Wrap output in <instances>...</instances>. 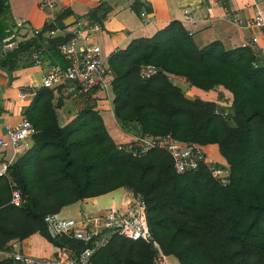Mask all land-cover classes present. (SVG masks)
Returning <instances> with one entry per match:
<instances>
[{
  "label": "trees",
  "instance_id": "16d2710c",
  "mask_svg": "<svg viewBox=\"0 0 264 264\" xmlns=\"http://www.w3.org/2000/svg\"><path fill=\"white\" fill-rule=\"evenodd\" d=\"M130 9L137 15L151 12L144 0H136ZM100 18L91 11L87 20L99 27ZM55 27L62 28L47 23L15 49L0 51V69L9 79L20 67L33 66L29 54L36 48L47 47L52 60L65 63L55 47L60 39L46 37ZM12 28L7 0H0V50ZM260 60L250 48L225 50L216 41L198 47L178 21H171L150 38L132 40L106 61L112 75V114L119 129L131 136L169 134L186 144L216 145L229 169L225 187L203 165L175 175L170 157L162 150L140 158L117 150L95 110L94 94L101 88L73 97L66 91L75 114L62 126L55 114L63 106L62 86L35 90L23 113L36 132L33 147L8 168L21 195L18 207L9 204V181L0 177V251L10 240L36 233L76 256L83 243L64 236L51 239L44 215L124 187L143 199L153 239L177 264H264V64ZM146 65L157 72L141 78ZM168 76L180 77L201 91L221 87L231 96L227 116L215 114L219 108L214 103L184 98ZM35 190L48 200L45 207ZM154 257L149 244L112 236L90 261L154 264Z\"/></svg>",
  "mask_w": 264,
  "mask_h": 264
},
{
  "label": "crops",
  "instance_id": "0c3cea01",
  "mask_svg": "<svg viewBox=\"0 0 264 264\" xmlns=\"http://www.w3.org/2000/svg\"><path fill=\"white\" fill-rule=\"evenodd\" d=\"M55 8L51 11H39L36 7L37 0H7L8 13L12 19L25 22L24 28H16L17 43L25 41L37 33L47 23L61 24L68 16L74 19V23L82 21L88 23V14L95 11V16L100 18L98 28L84 31L90 43L98 46L100 57L106 62L108 57L115 51L124 50L135 39L150 38L157 31L166 27L171 21H178L192 37L198 47L211 42H219L225 50L234 48H250L258 53L264 64V39L258 38L250 44V38L257 31L245 26V24L257 13L264 15V0H144L151 7L148 13V24L142 23L139 15L135 14L130 5L136 0H51ZM224 5L228 11L225 10ZM187 11L191 21L184 22L182 12ZM226 15L235 16L238 24L228 20ZM74 25V24H73ZM63 27L66 33L74 29V26ZM85 25V24H84ZM85 30V29H83ZM60 33L51 39H58ZM58 36V37H57ZM47 37V36H46ZM248 43V44H247ZM247 44L246 47H241ZM40 67H20L11 74V79L5 71L0 69V137L4 125L16 126L24 117V110L30 105L34 97V91L41 88L40 78L49 66L56 63L52 60L47 47ZM31 53V52H30ZM173 85L178 87L187 100L198 99L222 106L221 99L229 95L221 87L209 91H201L190 87L182 78L168 76ZM70 86L61 87L60 95L69 91ZM56 97V95H54ZM96 108L102 120L104 128L116 144H127L134 140V136L123 133L112 114V94L110 86L105 90H99L94 94ZM55 110L59 126L67 124L74 116L73 107L64 104ZM33 147V142L28 143L24 152L15 153L11 150L3 152V156L15 164L25 152ZM206 162L211 164H225L219 155L216 145L203 146ZM107 194V193H106ZM100 196L84 199L71 205L76 207L74 215H61L68 206L60 209L61 217L75 219L79 214L87 213L96 215L98 207L96 203ZM59 248L53 247L40 235L33 233L20 240L12 239L5 245V252H19L31 257L45 259L54 258Z\"/></svg>",
  "mask_w": 264,
  "mask_h": 264
},
{
  "label": "built area",
  "instance_id": "2783aa9c",
  "mask_svg": "<svg viewBox=\"0 0 264 264\" xmlns=\"http://www.w3.org/2000/svg\"><path fill=\"white\" fill-rule=\"evenodd\" d=\"M36 7L43 12L53 10L55 5L51 0H37ZM226 17L234 24L239 23L235 16L226 15ZM139 18L142 23L148 24V14L140 12ZM182 19L184 22L191 21L187 11L182 12ZM11 23L13 28L3 40L1 53L9 52L17 47L16 28L25 27V22L20 20L11 18ZM73 24L74 29L68 33L64 29L55 27L46 35L54 37L60 33V40L55 47L65 63L63 65L55 63L49 66L40 78V87L55 89L69 85L72 97L79 93H86L93 88L105 90L112 80L111 71L100 57L98 46L90 43L87 36L83 35L84 31H90L98 26L86 22L84 25L82 21ZM245 26L257 31L250 38V44L255 43L258 38L264 39V15L255 14ZM247 44H242L241 47H246ZM44 54L45 50L42 47L34 49L29 54V60L33 66H42ZM156 72L157 69L154 66L146 65L141 68L140 77L148 78ZM215 114L223 116L217 111ZM35 133L31 123L25 117H22L16 126L4 125L2 128L0 177L7 178L9 181V204L14 207L20 205L21 195L16 185L10 181L8 176L10 162L5 159L3 152L8 149L13 154L24 152ZM116 148L135 158H140L152 150H162L170 157L175 175L181 176L194 172L203 165L207 168L209 176L221 187H225L228 183L229 169L226 164L206 162L202 146L179 142L169 134L151 137L144 133L134 136L132 142L117 144ZM97 211L96 215L82 213L75 219L61 217L58 213H48L43 217L46 232L51 239L64 236L83 243V249L76 256L62 249H58L56 256L51 259L31 257L19 252L0 251V264H92L91 256L105 247L112 236L149 244L155 252L154 264H177L161 251L153 239L147 226L146 205L138 194L126 190L116 207L100 208Z\"/></svg>",
  "mask_w": 264,
  "mask_h": 264
},
{
  "label": "rangeland",
  "instance_id": "374dc122",
  "mask_svg": "<svg viewBox=\"0 0 264 264\" xmlns=\"http://www.w3.org/2000/svg\"><path fill=\"white\" fill-rule=\"evenodd\" d=\"M61 99L64 100V104L69 106L70 108L73 107L71 101L67 98L66 93L64 95H61ZM231 104V96L226 95V97H222L221 99V104L222 106L218 105V111L219 113H221L224 117L227 116V113L229 111V107ZM117 145V144H116ZM127 189H125L124 187H120L116 190H113L107 194H103L101 197H99L97 203H96V207L98 208H106V207H116L119 204V200L121 198V195L124 193V191H126ZM34 195H36L37 199L39 200V204L42 207H45L48 204V200H46L42 194L40 192H37L35 190V192H33ZM76 210V207L74 205H70L68 206L63 212H61V215L64 216H70V215H74Z\"/></svg>",
  "mask_w": 264,
  "mask_h": 264
},
{
  "label": "water",
  "instance_id": "95a60500",
  "mask_svg": "<svg viewBox=\"0 0 264 264\" xmlns=\"http://www.w3.org/2000/svg\"><path fill=\"white\" fill-rule=\"evenodd\" d=\"M74 23V19L71 16H68L62 20V26L68 27Z\"/></svg>",
  "mask_w": 264,
  "mask_h": 264
}]
</instances>
